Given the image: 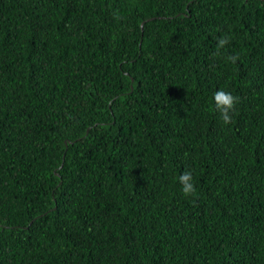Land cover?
<instances>
[{
  "label": "trees",
  "instance_id": "obj_1",
  "mask_svg": "<svg viewBox=\"0 0 264 264\" xmlns=\"http://www.w3.org/2000/svg\"><path fill=\"white\" fill-rule=\"evenodd\" d=\"M0 264H264V0H0Z\"/></svg>",
  "mask_w": 264,
  "mask_h": 264
},
{
  "label": "clouds",
  "instance_id": "obj_2",
  "mask_svg": "<svg viewBox=\"0 0 264 264\" xmlns=\"http://www.w3.org/2000/svg\"><path fill=\"white\" fill-rule=\"evenodd\" d=\"M229 43V39L222 37L218 40L217 47L223 48ZM239 57L229 56L228 59L235 63ZM215 108L219 111L222 122L228 125L232 122V116L230 113L234 110L238 97L234 96L231 92L224 89H220L214 93ZM179 183L182 186V193L185 197L194 196L196 194V187L194 185L193 176L190 171H184L179 176Z\"/></svg>",
  "mask_w": 264,
  "mask_h": 264
},
{
  "label": "water",
  "instance_id": "obj_3",
  "mask_svg": "<svg viewBox=\"0 0 264 264\" xmlns=\"http://www.w3.org/2000/svg\"><path fill=\"white\" fill-rule=\"evenodd\" d=\"M142 27H143V25H142Z\"/></svg>",
  "mask_w": 264,
  "mask_h": 264
}]
</instances>
